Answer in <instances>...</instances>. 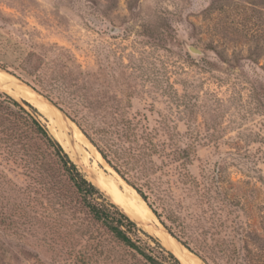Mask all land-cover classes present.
I'll use <instances>...</instances> for the list:
<instances>
[{
    "label": "rangeland",
    "instance_id": "obj_1",
    "mask_svg": "<svg viewBox=\"0 0 264 264\" xmlns=\"http://www.w3.org/2000/svg\"><path fill=\"white\" fill-rule=\"evenodd\" d=\"M0 75L136 177L181 241L98 184L133 189L76 127L90 157L71 162L178 260L158 224L204 264H264V0H0ZM25 102L0 84V264H148L82 204Z\"/></svg>",
    "mask_w": 264,
    "mask_h": 264
},
{
    "label": "trees",
    "instance_id": "obj_2",
    "mask_svg": "<svg viewBox=\"0 0 264 264\" xmlns=\"http://www.w3.org/2000/svg\"><path fill=\"white\" fill-rule=\"evenodd\" d=\"M190 52L197 55L199 54V50L194 47H190ZM3 97V101L7 104L23 110L19 103L11 97L7 95H3ZM25 105L29 107L32 113L37 114L36 108L33 105L31 106L30 103L27 104L26 102ZM27 116L36 131L48 142H50L55 149L56 157L68 177V180L78 193L82 204L88 209L89 213L96 221L101 222L117 241H119L124 247L135 252L146 263L181 264L172 252L164 249L156 238L148 236L145 232L138 228L135 221H133L118 205L110 202L96 186L85 178L84 174H82L77 166L68 158V154L63 151L64 149L61 148L62 146L59 145L60 143L50 134L47 127L46 128L49 134L59 144L48 136L46 129L36 117L30 114H27ZM75 123L78 126L76 127L81 130L80 132H82L89 142L97 149L103 160H105L127 184L132 186L133 190L135 189L157 218L162 221V216L153 207L152 203L149 202L146 193L142 189L143 186L141 187L137 184L138 180L136 177L132 176L130 171L123 165L114 162L115 158H111L109 152L107 153L104 150L99 139L89 135L79 122ZM161 223L173 237L181 241V237L179 235H182V232H180L179 226L176 225L175 222H170V225L165 224L163 221ZM141 234L151 240L155 245L152 247L148 241H145L141 237Z\"/></svg>",
    "mask_w": 264,
    "mask_h": 264
},
{
    "label": "bare ground",
    "instance_id": "obj_3",
    "mask_svg": "<svg viewBox=\"0 0 264 264\" xmlns=\"http://www.w3.org/2000/svg\"><path fill=\"white\" fill-rule=\"evenodd\" d=\"M0 84L9 92L22 97L36 107L42 116V120L45 121V125L50 134L62 145L69 157H73L74 153H77L81 159L87 161L90 154L83 148V136L77 131L78 129L62 115V113H58L60 111H54L55 109L52 108L53 106L51 107V105H48L49 103H44V100L42 101L35 93L29 91L30 88L28 90L26 87L17 83L11 84V82L9 83L2 75H0ZM95 177L98 184L106 189L112 198L122 204L125 211L132 216V218L136 219L138 222H149L152 219V212L145 202L124 182L114 178L112 175L104 173L103 171H95ZM156 229L161 235L168 236L159 224ZM170 238L162 237V240L172 249L177 250L178 256L180 257L179 260H181L182 264H204L198 257L181 247L173 238Z\"/></svg>",
    "mask_w": 264,
    "mask_h": 264
},
{
    "label": "water",
    "instance_id": "obj_4",
    "mask_svg": "<svg viewBox=\"0 0 264 264\" xmlns=\"http://www.w3.org/2000/svg\"><path fill=\"white\" fill-rule=\"evenodd\" d=\"M57 142V141H56ZM58 143V142H57ZM59 144V143H58ZM60 145V144H59ZM95 186V185H94ZM103 194L104 192L101 190L100 187L96 186ZM135 191V190H134ZM136 192V191H135ZM137 193V192H136ZM105 195V194H104ZM141 198V197H140ZM142 199V198H141ZM143 200V199H142ZM169 237L173 238L169 233L167 234ZM174 239V238H173ZM176 241V240H175ZM177 242V241H176ZM178 243V242H177ZM179 244V243H178ZM180 245V244H179ZM181 246V245H180ZM184 248V247H183Z\"/></svg>",
    "mask_w": 264,
    "mask_h": 264
}]
</instances>
